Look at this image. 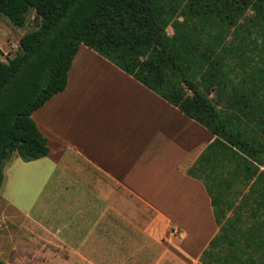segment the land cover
<instances>
[{"label": "trees", "instance_id": "16d2710c", "mask_svg": "<svg viewBox=\"0 0 264 264\" xmlns=\"http://www.w3.org/2000/svg\"><path fill=\"white\" fill-rule=\"evenodd\" d=\"M30 13L16 55L0 50V187L13 154L48 155L31 115L83 45L213 135L187 171L217 228L199 264H264V0H0L15 27Z\"/></svg>", "mask_w": 264, "mask_h": 264}, {"label": "crops", "instance_id": "0c3cea01", "mask_svg": "<svg viewBox=\"0 0 264 264\" xmlns=\"http://www.w3.org/2000/svg\"><path fill=\"white\" fill-rule=\"evenodd\" d=\"M31 118L49 152L27 162L26 171L63 186L51 195L58 202L51 226L38 228L40 248L64 253L65 264H128L125 239L136 232L138 202L194 234L206 220L207 240L194 256L199 263L217 231L202 183L187 175L213 140L205 128L83 45L66 88Z\"/></svg>", "mask_w": 264, "mask_h": 264}, {"label": "rangeland", "instance_id": "374dc122", "mask_svg": "<svg viewBox=\"0 0 264 264\" xmlns=\"http://www.w3.org/2000/svg\"><path fill=\"white\" fill-rule=\"evenodd\" d=\"M250 15L251 12H248L246 18ZM33 16L34 13H30L24 26L15 27L0 14V50L3 61L12 59L18 51L19 40L35 29ZM167 33H172L170 28L167 29ZM222 51L227 52L228 45H225ZM47 160L50 161L51 156ZM26 164L27 162L13 154L5 163L2 171L0 260L4 264H65L64 253L57 254L55 252L57 249L53 248H40L38 243V234L42 233L38 228L46 224L51 226V211L58 206V202H51V195H57L63 186L51 183L45 185L40 177L41 174L35 177L32 172L26 171ZM50 204H53L52 210H49ZM197 217L199 216L192 219H197ZM210 217L213 223L212 215ZM207 220L209 221L208 213ZM204 221L208 229L209 224L206 220ZM180 227L183 232L170 218L166 216L158 218L151 209L141 208L137 202L136 232L134 234L130 232L125 239V241H130L131 256L130 259L122 261H128V264H134V262L139 264H199L198 255L195 258L194 256L207 238L201 243L198 238L199 232L194 234L193 228L191 231V227L185 228L183 224ZM215 228L216 225L213 226V229ZM183 233L191 245L188 255ZM199 243H201L200 246ZM142 248H145L144 255L140 254ZM122 252L126 255L128 250L125 248ZM109 261L111 264V260Z\"/></svg>", "mask_w": 264, "mask_h": 264}, {"label": "bare ground", "instance_id": "6f19581e", "mask_svg": "<svg viewBox=\"0 0 264 264\" xmlns=\"http://www.w3.org/2000/svg\"><path fill=\"white\" fill-rule=\"evenodd\" d=\"M18 191V190H17ZM22 196V195H21ZM20 196V197H21ZM12 199H13V197H12ZM15 199V198H14ZM23 199V198H22ZM16 200V199H15ZM22 201V200H21ZM28 201H30V200H28ZM20 213V212H19ZM15 214V213H14ZM205 215V214H204ZM204 215H203V217H204ZM200 222H202V221H200ZM200 222H199V224H200ZM199 240L201 241V243H203L204 241H205V239L207 238V226H205V221H204V219H203V223L201 224V226H200V231H199ZM201 243H199V246H200V244Z\"/></svg>", "mask_w": 264, "mask_h": 264}]
</instances>
